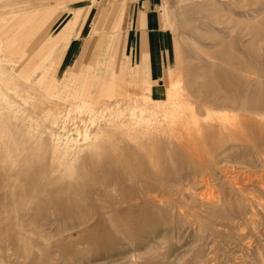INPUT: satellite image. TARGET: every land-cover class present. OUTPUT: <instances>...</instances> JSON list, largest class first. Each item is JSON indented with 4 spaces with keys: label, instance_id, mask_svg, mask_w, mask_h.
I'll return each mask as SVG.
<instances>
[{
    "label": "rangeland",
    "instance_id": "1",
    "mask_svg": "<svg viewBox=\"0 0 264 264\" xmlns=\"http://www.w3.org/2000/svg\"><path fill=\"white\" fill-rule=\"evenodd\" d=\"M137 1L0 0V264H264V0Z\"/></svg>",
    "mask_w": 264,
    "mask_h": 264
},
{
    "label": "crops",
    "instance_id": "2",
    "mask_svg": "<svg viewBox=\"0 0 264 264\" xmlns=\"http://www.w3.org/2000/svg\"><path fill=\"white\" fill-rule=\"evenodd\" d=\"M142 0H138L137 3L131 4L129 11L132 12V17H131V27L129 30V33L133 31V34L136 36L134 38V43H135V48L140 52V39L141 36L144 35L143 37L146 40V50L150 55V58L153 59V56H155V50L156 46L154 45V40L152 39L153 36L151 34V26H150V18L146 12H152L151 9H148L147 5L144 4L143 2L141 3ZM145 12V13H144ZM140 19L141 21V26L138 27V20ZM132 29V31H131ZM155 46V47H154ZM157 58V57H156ZM154 58V59H156ZM158 59V58H157ZM162 63V58L158 59ZM156 62V60H155ZM158 62V61H157Z\"/></svg>",
    "mask_w": 264,
    "mask_h": 264
},
{
    "label": "bare ground",
    "instance_id": "3",
    "mask_svg": "<svg viewBox=\"0 0 264 264\" xmlns=\"http://www.w3.org/2000/svg\"><path fill=\"white\" fill-rule=\"evenodd\" d=\"M42 13V12H41ZM31 16V15H30ZM28 26H30V24L28 25ZM6 34V33H5ZM16 40V39H15ZM5 41V40H4ZM7 41V40H6ZM8 45H6V47H7ZM44 48V47H43ZM6 50V49H5ZM21 58V57H20ZM20 61V60H19ZM17 69H18V67H17ZM21 69V68H20ZM25 71V70H24ZM13 72H15V71H13ZM17 75V74H16ZM24 75V74H23ZM20 76V75H19ZM20 78H21V76H20ZM28 78V77H27ZM25 79H26V77H25ZM27 80V79H26ZM25 80V81H26ZM24 81V80H23ZM27 82H29L28 80H27ZM40 83V82H39ZM173 94V93H172ZM92 103V102H91ZM85 107V106H84ZM89 107V106H88ZM258 107H261V108H264V101L262 102V103H260L259 104V106ZM254 108H251V110H253ZM69 111V110H68ZM85 111V110H84ZM135 111V110H134ZM58 112V111H57ZM70 112V111H69ZM132 112V111H131ZM81 113V112H80ZM89 114V113H88ZM91 114V113H90ZM93 114V113H92ZM58 116H60V115H58ZM95 116V115H94ZM54 117V116H53ZM55 118V117H54ZM247 119V118H246ZM89 120V119H88ZM93 120V119H92ZM71 121V120H70ZM91 121V120H90ZM89 121V122H90ZM241 121V120H240ZM239 121V122H240ZM75 122V121H74ZM93 122V121H92ZM241 123H242V121H241ZM63 124V123H62ZM76 124V123H75ZM84 124V123H83ZM92 124V123H91ZM94 124V123H93ZM235 124V123H234ZM86 125V124H85ZM239 125V124H238ZM64 126V125H63ZM63 126H61L62 128H63ZM76 126V125H75ZM87 126V125H86ZM235 126H237V125H235ZM240 126V125H239ZM230 127V126H229ZM244 127L245 128H252L253 127V125L251 124V123H246V124H244ZM243 127V128H244ZM61 128V129H62ZM86 129V128H85ZM88 129V128H87ZM233 129V128H232ZM236 130H238L237 128H235ZM64 130H66V129H64ZM76 130H78V129H76ZM89 130V129H88ZM234 130V129H233ZM244 130H246V129H244ZM79 131V130H78ZM257 132V131H256ZM71 133V132H70ZM83 133H86V132H83ZM253 133V135L255 134V132H252ZM63 133H62V131H61V135H62ZM77 134V133H76ZM79 135H80V133H79ZM79 135H77V136H79ZM84 136L86 137V134H84ZM66 137V136H65ZM72 137V136H71ZM86 139V138H85ZM64 154V153H63ZM262 186V185H261ZM209 194V193H208ZM262 200V199H261ZM217 202V201H216Z\"/></svg>",
    "mask_w": 264,
    "mask_h": 264
}]
</instances>
